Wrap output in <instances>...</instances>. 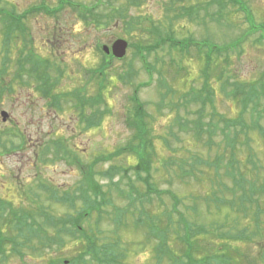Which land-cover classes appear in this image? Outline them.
I'll use <instances>...</instances> for the list:
<instances>
[{"label":"rangeland","instance_id":"obj_1","mask_svg":"<svg viewBox=\"0 0 264 264\" xmlns=\"http://www.w3.org/2000/svg\"><path fill=\"white\" fill-rule=\"evenodd\" d=\"M43 1L55 8L58 5V0H0V8H7L5 12L7 14L15 7L17 13L22 14ZM74 1L83 2L90 7L99 5L97 11L101 14L100 23L94 24L92 21L95 17L80 16L73 8L62 9L53 17L43 12L31 13L26 20L27 32L24 35L18 36L19 39L7 36L10 48H5L7 45L3 41L8 22L6 25L0 23V55L6 54L5 58L9 57L8 62L1 61L0 58V69H5L6 81L12 88V92L0 95V196L21 211H25L23 210L25 207L30 211L39 209L41 203L48 208L50 203L46 199V194L43 193L41 196L38 187L40 181L67 188H74L78 184L80 169L70 165L68 160L63 159L51 148L52 140L64 137L83 162L92 163L97 156L113 152L134 139V129L126 122L128 112L133 106V86L138 87L139 83L152 81L149 87L138 91V96L154 117L152 123L154 134L162 136L170 134V126L177 112H180L182 117L193 119L197 116V110L202 109V102H195L192 99L191 102L190 99L186 102L184 97L192 98L197 93L193 88L202 94L205 77L203 72L209 75L208 80L212 88L216 90L217 87L214 103L217 112L230 118L238 116L240 105L227 96L218 85H221L229 74L233 75L232 80L240 78L241 81L258 82L264 79V0H241L250 9L251 24L246 20L244 12L224 0L220 1L224 2L225 7L222 3L213 2L217 0H112L109 5L105 4L104 0ZM193 9L197 11L190 18L192 16L190 11ZM252 28L257 30L253 31ZM246 32L253 35L239 51L229 55L230 59L228 56L224 58V55L223 58H217L219 54L212 48L213 45L227 44ZM167 35L174 36L175 41L191 43L189 53L183 55L178 49L164 43L157 52L146 54L148 62L153 67L151 76L143 67L136 47L154 45ZM119 38L128 42L126 57L121 61L113 60L112 68L115 71H110L113 83L107 92L111 110L98 128L86 130L81 113L70 103L63 102L62 109L50 106V100L38 93L37 79L32 80L27 75L22 78L15 77L19 68L17 62L19 58H22L29 69L31 67L36 69L32 64L36 57L48 58L54 66H65L67 69L61 77L57 92L86 85L87 72L84 73V66L92 67L101 61L97 46L107 44L111 47ZM193 39L206 40V47L198 50L199 52L192 49L197 44ZM201 51L205 53L202 55ZM27 55H32L33 60L25 62ZM208 58H211V61L205 60ZM116 71L130 73L132 82L129 81L128 84L119 81L114 74ZM222 71L226 73L225 78L221 80L218 78V72ZM86 88L89 89L90 85ZM163 98L164 105L158 108L157 104ZM177 103H182L180 110L176 107ZM206 107L207 114L211 112L212 107L210 104ZM1 111L8 112L10 118L7 122L2 119ZM16 130L20 131L18 135H10ZM177 134L178 137L170 135L171 145L176 149L183 147L186 150L181 149L180 152L172 153L161 139H156L160 157L175 158L176 164L166 169L161 163H156L152 174L160 189L172 188L180 194L184 202L182 209L185 210L195 204L193 195L204 192L207 187L206 184H199L193 179L184 182L177 178L175 171L180 159H187L193 154L212 156L215 150L210 152L203 143L193 140L191 132L185 134L177 130ZM252 138L255 150L263 160L264 154L260 152L264 149V142L257 132L252 134ZM23 140L24 146L17 147ZM12 146H16L13 151L10 150ZM134 160L133 154L124 152L115 162L128 166ZM157 162H160V158ZM98 168L101 170L104 166L99 165ZM102 182L107 186L105 187L107 192L114 191L115 187L114 185L111 187L109 180ZM32 199L35 203L30 202ZM126 199L117 197V208L109 206V210H125L128 206ZM200 209L202 212L207 209L202 201ZM190 210L187 209L193 214ZM64 211L66 207L52 205L51 212L62 214ZM128 211L127 213L132 212ZM206 216L209 218L207 214ZM207 218L201 216L206 222ZM2 223L1 221L0 224ZM3 228L5 231L9 230L5 223ZM101 228L104 229L102 232L104 241L113 240L117 234L121 235L123 243L118 246L120 251L124 252L127 249L125 259L127 264H156L153 244L150 242L151 245L148 244L144 231L128 227L121 229L112 220L106 219L103 220ZM33 244L40 248L38 241H34ZM252 244L254 248H258L255 246L257 243ZM260 244L264 248V244ZM67 247L62 250H58L57 247L51 250L40 248L34 252L24 248L21 250L23 256L12 253L6 264H49L51 258H60L62 255L73 257L79 253V250L72 248V244ZM239 247L247 254V257L242 259L244 264H257L260 261L257 260L259 250L253 249L251 244H242ZM226 250L231 251V248ZM45 252L47 256H44Z\"/></svg>","mask_w":264,"mask_h":264},{"label":"trees","instance_id":"obj_2","mask_svg":"<svg viewBox=\"0 0 264 264\" xmlns=\"http://www.w3.org/2000/svg\"><path fill=\"white\" fill-rule=\"evenodd\" d=\"M111 1L106 0L108 5ZM224 1L237 6L240 3L239 0ZM73 9L80 16L95 17L92 21L94 24L101 21V14L97 11L99 5L90 7L82 3L81 7ZM5 12L6 9L0 8V23L6 25L8 22L7 34H4L3 41L7 45L5 48H10L7 36L17 38L24 35L27 28L25 20L33 11L28 9L18 14L17 10L12 8L9 13ZM172 41L165 37L148 47L137 46L140 50V60L146 69L150 68L147 55L157 52L164 43L172 46ZM243 42L240 39L230 45L213 48L219 54L217 58H222V53L227 52L230 59L229 53L231 56L239 51ZM190 44L173 41L172 47L179 48L182 53L191 47ZM98 51L102 54V60L88 68L86 85L66 92L56 90L63 72L55 68L56 72L50 70L49 64L45 65L44 69L42 65L36 66L40 68L37 69L36 76L35 70H30L29 73L35 77L28 74L32 80L40 81V91L43 96L51 99L50 106L62 109L65 102L79 110L86 130L101 126L111 110L107 92L113 83L110 71H115L112 65L116 59L104 54L100 48ZM6 53L8 54L9 50ZM5 55H0L1 61L7 58ZM208 61H211V58H208ZM26 68L21 64L20 78L26 73ZM152 69L153 67L151 75ZM225 73L218 72V78H225ZM114 74L123 83L129 84L132 80L127 71H116ZM203 74L205 84L202 94L193 88L197 93L192 98L184 97L186 102H189V99L190 102L191 99L203 102V108L196 112L198 117L188 119L177 112L169 135L154 134V117L138 96L142 87L151 85L148 81L139 83L138 87L133 86V106L128 112L126 122L134 129V139L127 145L97 156L92 163H85L68 144L67 139L60 137L52 141L51 148L63 159L68 160L70 165L77 166L81 177L75 188L64 190L50 182L40 181L38 187L41 196L46 194L50 203L48 208L41 203L39 209L30 211L25 207V211H21L0 198V222L9 227V230L5 231L3 223L0 224V264H6L12 253L23 256L21 250L24 248L31 252L40 248L51 250L54 247L62 250L71 244L72 248L79 250L77 255L51 258L49 264H65V261H68V264H127V249L123 252L118 246L122 242L121 235H115L110 241L102 239L104 229L101 227L105 219L112 220L121 229L128 227L144 231L148 244H153L156 264H244L242 259L246 258L247 254L239 245L251 244L253 247L252 243H257L255 246L258 248L253 249L259 250L257 260L260 261L257 264H264V248L260 244H264V158L262 160L259 157L252 140V134L257 132L264 142V79L258 82L231 80L233 77L229 74L220 88L238 102L240 112L237 117L230 118L217 112L213 106L207 119L204 106L206 100L213 104L214 97L213 88H210L208 81L209 76L206 72ZM4 75L5 69H0V95L4 93L7 84ZM89 85L90 88L87 89L86 86ZM230 86L232 88H229ZM163 102L164 98L158 102L157 107H163ZM176 107L180 110L182 103H177ZM177 130L185 134L191 132L193 140L203 143L210 152L215 150L212 156L193 154L187 158L189 161L180 159L175 171L177 178L184 182L193 179L199 184H206L207 187L204 192L193 195L195 204L185 210L182 209L184 202L180 194L172 188L160 189L152 174L156 163H161L166 169L176 164L175 158L160 157L155 140L161 139L172 153L180 152L183 147L176 149L170 143V135L178 137ZM262 151L260 153L264 154V149ZM124 152L135 156L134 162L128 166L115 162ZM158 158L160 162H157ZM99 165L104 168L100 170ZM108 180L111 187L114 185V191L107 192V186L102 181ZM117 197L123 200L127 198L128 206L125 210L117 209L118 212L110 211L109 206L117 208ZM201 201L206 205L205 212L200 209ZM53 204L65 206L66 211L62 214L51 212ZM128 208L131 210L128 211ZM187 209H191L193 214ZM201 216H205L208 222L203 221ZM34 241L39 242L40 248L33 244ZM223 247L231 248V251ZM44 256H47L46 252Z\"/></svg>","mask_w":264,"mask_h":264},{"label":"water","instance_id":"obj_3","mask_svg":"<svg viewBox=\"0 0 264 264\" xmlns=\"http://www.w3.org/2000/svg\"><path fill=\"white\" fill-rule=\"evenodd\" d=\"M127 47H128V42L126 40L118 39L112 44L111 49L108 46H105L104 50L107 53H109L112 50V53L116 57L123 58L126 55ZM2 115H3V120L6 121L9 116L8 113L6 111H3Z\"/></svg>","mask_w":264,"mask_h":264},{"label":"flooded vegetation","instance_id":"obj_4","mask_svg":"<svg viewBox=\"0 0 264 264\" xmlns=\"http://www.w3.org/2000/svg\"><path fill=\"white\" fill-rule=\"evenodd\" d=\"M57 2H58V5L56 6V8H63V9L72 8L73 6L76 5V2L74 0H58ZM81 5L82 4L79 3L78 7H80ZM33 7H45V8L55 9V7H52L50 4L46 3L45 1L34 5ZM36 87H37V84H36ZM37 89H38V93H39L40 92L39 88L37 87ZM24 144H25V141L23 140L21 147H23ZM1 145H4V143H1ZM38 156H40V152H39Z\"/></svg>","mask_w":264,"mask_h":264}]
</instances>
